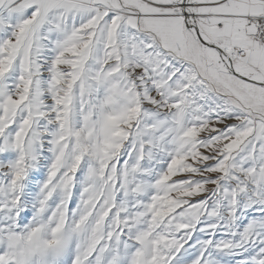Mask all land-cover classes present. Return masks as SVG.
Returning a JSON list of instances; mask_svg holds the SVG:
<instances>
[{
  "label": "snow or ice",
  "instance_id": "obj_1",
  "mask_svg": "<svg viewBox=\"0 0 264 264\" xmlns=\"http://www.w3.org/2000/svg\"><path fill=\"white\" fill-rule=\"evenodd\" d=\"M0 264H264V0H0Z\"/></svg>",
  "mask_w": 264,
  "mask_h": 264
}]
</instances>
